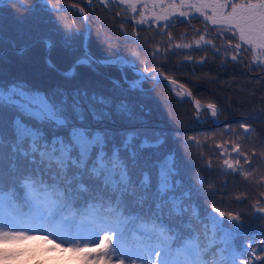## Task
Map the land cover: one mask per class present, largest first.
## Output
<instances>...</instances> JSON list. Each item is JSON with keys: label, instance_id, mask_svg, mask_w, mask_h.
Wrapping results in <instances>:
<instances>
[{"label": "snow or ice", "instance_id": "snow-or-ice-1", "mask_svg": "<svg viewBox=\"0 0 264 264\" xmlns=\"http://www.w3.org/2000/svg\"><path fill=\"white\" fill-rule=\"evenodd\" d=\"M10 2L27 8L30 16L41 21H51L56 13L67 10L51 0H32L31 5L23 0ZM82 3L85 0L71 7L86 16ZM99 3L122 6L141 26L164 22L165 30L178 18H184L180 22L202 18L206 28L211 26L216 35L228 37L225 61L230 56L240 63L241 53L250 52L249 67L264 69V0ZM85 6H91V0ZM56 24L62 28L66 47L80 39L83 49V55L61 73L66 80L72 81L81 66L115 67L121 75L109 77L106 90L76 83L41 91L19 80L6 81L0 72V235L40 238L62 251L84 250L81 257L69 259L96 261L103 257L107 264H255L264 259L255 255L264 248L250 250L254 240L236 243L244 234L242 213L222 210L215 203L199 204L165 135L148 127L150 113L144 103L143 83L153 72L157 74L153 78L163 77L176 97L191 98L188 102L194 105L197 119L202 109L215 118L217 105H202L185 84L165 75L160 67L149 69L145 64L141 71L134 59L94 57L83 33L70 25L61 26L58 20ZM196 32L198 39L175 47L213 45L206 33ZM45 43L52 46L49 40ZM219 54L217 49L214 55ZM186 59L192 61L190 56ZM205 59L201 57L199 62ZM125 69L132 72L131 78ZM239 127L245 135L249 133L247 123ZM216 148L221 156L238 157L223 159L222 174H236L242 168L241 159L251 167V158L240 143L225 141ZM262 202L264 191L252 205L254 215H264V207L258 206ZM245 253L252 258H243ZM8 254L19 258L20 253L13 244Z\"/></svg>", "mask_w": 264, "mask_h": 264}, {"label": "trees", "instance_id": "trees-1", "mask_svg": "<svg viewBox=\"0 0 264 264\" xmlns=\"http://www.w3.org/2000/svg\"><path fill=\"white\" fill-rule=\"evenodd\" d=\"M51 2L67 9L56 13L51 21L30 16L27 8L10 0L0 6V52L8 49L0 54V72L6 81L19 80L41 91L56 85L71 87L76 83L106 90L110 87L109 77H120L121 73L115 67L81 66L72 81L66 80L61 73L83 55V49L80 39L70 42L71 48L65 46L60 34L62 28L56 24L58 20L61 26L70 25L74 31L83 33L89 52L96 58L122 56L134 59L136 66L142 69L145 64L149 69L160 67L165 75L185 84L202 105L215 103L218 108L216 120L237 115L264 117V69L249 67L252 62L250 52L241 53L240 63L231 61L230 56L225 61L222 57L228 37L216 35V29L211 26L206 28L202 18L191 19L190 22H180L184 18H178L165 30L164 22L138 25L132 13L116 3L105 7L99 0H91V6L86 7L88 0H85L80 5L85 7V16L71 7L79 0ZM23 3L31 5L32 0H23ZM138 16L136 13V18ZM197 29L201 34L206 33V39L212 40L214 47L195 44L189 49L175 47L177 43H191L198 39ZM169 33L173 39H169ZM45 38L51 41L47 57L55 68L49 67L45 61ZM170 44L173 47L169 48ZM20 45L25 47L19 49L17 46ZM217 49L220 54L214 55ZM189 56L192 57L191 62L186 59ZM201 57L206 58L202 63L199 62ZM125 71L131 78L132 72ZM156 75L152 73L153 77ZM143 87L147 93L145 107L150 113L146 117L148 127L165 135L168 147L175 151L181 164L185 182L192 185L194 194L198 195L199 204L206 207L215 203L222 210L242 213L244 234L236 241L237 245L254 240L250 250L264 248V215H254L252 208L259 193L264 191V121L237 119L213 126L206 110L201 111L203 113H199L197 119L192 104L185 98L176 97L169 85L147 79ZM241 123L249 125L247 135L239 127ZM226 125L230 131L226 130ZM225 141L240 143L241 150L251 158V167L241 159L242 168L236 174H222L223 159L238 158L235 154L230 157L220 155L216 145ZM243 172L250 175L245 177ZM258 206L264 207V202ZM13 244L20 253L19 258L8 254ZM28 246L37 250H29ZM46 248L52 250L45 251ZM81 252L62 251L51 241H41L40 238L0 235V264H29V261L32 264H49V261L61 260L72 264H107L103 257L96 261L69 259V256L81 257ZM255 255L264 257V252L257 251ZM29 256L35 258L29 259ZM243 258L252 257L245 253ZM255 264H264V259L255 261Z\"/></svg>", "mask_w": 264, "mask_h": 264}, {"label": "water", "instance_id": "water-1", "mask_svg": "<svg viewBox=\"0 0 264 264\" xmlns=\"http://www.w3.org/2000/svg\"><path fill=\"white\" fill-rule=\"evenodd\" d=\"M45 41L46 40H49V39H44ZM50 41V40H49ZM16 46H14L12 49H14ZM19 49H23L25 46L24 45H20V46H17ZM8 49H4L3 51H1L0 52V54H3V52H5V51H7ZM47 52H48V46H47V49H46V51H45V53H44V57H45V61H46V63L49 65V61H50V59H49V57H47ZM75 61V60H74ZM73 61V62H74ZM51 62V61H50ZM72 62V63H73ZM72 65V64H71ZM137 67V66H136ZM137 69H139V70H143L142 68H140L139 66L137 67ZM65 72V71H64ZM149 79H151V80H153V81H160V82H162V83H164V84H166V85H168V82H167V80H165L164 78H162V77H159V79H155V78H153V76L152 77H150ZM174 93V92H173ZM185 99H187L188 101H189V99H191V98H185ZM204 105V104H203ZM193 106V109L195 110V108H194V105H192ZM206 106V105H205ZM203 110V109H202ZM196 111V110H195ZM208 120L210 121V123H212V125L213 126H215V125H223V124H226V122H228V121H231V120H237V119H239V120H248V119H256V120H262V121H264V117H255V116H243V115H237V116H233V117H229V118H226V119H223V120H216V118H212L211 117V113L208 115ZM247 118V119H246ZM214 120H215V122H214Z\"/></svg>", "mask_w": 264, "mask_h": 264}, {"label": "clouds", "instance_id": "clouds-1", "mask_svg": "<svg viewBox=\"0 0 264 264\" xmlns=\"http://www.w3.org/2000/svg\"><path fill=\"white\" fill-rule=\"evenodd\" d=\"M29 264H32V262L29 261ZM49 264H72V262L71 261H63V260L55 261V262L49 261Z\"/></svg>", "mask_w": 264, "mask_h": 264}, {"label": "rangeland", "instance_id": "rangeland-1", "mask_svg": "<svg viewBox=\"0 0 264 264\" xmlns=\"http://www.w3.org/2000/svg\"><path fill=\"white\" fill-rule=\"evenodd\" d=\"M201 111H203V110H201ZM201 111H200V113L202 114L203 112H201ZM206 112H208V115H209V113H210V112H209V111H207V110H206ZM19 245H20V243H19ZM20 246H21V245H20ZM27 248H28L29 250H30V249L37 250V248H36V247H31V246H28Z\"/></svg>", "mask_w": 264, "mask_h": 264}]
</instances>
